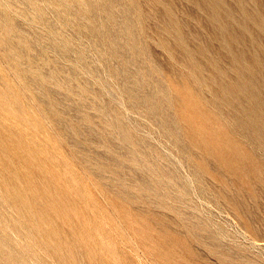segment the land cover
Returning <instances> with one entry per match:
<instances>
[{"label": "rangeland", "instance_id": "rangeland-1", "mask_svg": "<svg viewBox=\"0 0 264 264\" xmlns=\"http://www.w3.org/2000/svg\"><path fill=\"white\" fill-rule=\"evenodd\" d=\"M0 264H264V0H0Z\"/></svg>", "mask_w": 264, "mask_h": 264}, {"label": "bare ground", "instance_id": "bare-ground-1", "mask_svg": "<svg viewBox=\"0 0 264 264\" xmlns=\"http://www.w3.org/2000/svg\"><path fill=\"white\" fill-rule=\"evenodd\" d=\"M231 86H229V89H231L232 90V84H230ZM233 87H235V86H233ZM235 88H238L239 89V92H241L242 93V91L243 90H245V87L244 88H240V87H235ZM237 90V89H236Z\"/></svg>", "mask_w": 264, "mask_h": 264}]
</instances>
